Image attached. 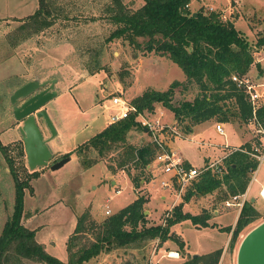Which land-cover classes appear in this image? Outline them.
<instances>
[{
	"label": "rangeland",
	"instance_id": "374dc122",
	"mask_svg": "<svg viewBox=\"0 0 264 264\" xmlns=\"http://www.w3.org/2000/svg\"><path fill=\"white\" fill-rule=\"evenodd\" d=\"M142 2L143 0H110L105 3V9L97 11V32L75 30L62 33L64 37L70 38L73 44L65 50L72 54L71 58L75 61L70 64L76 67V70L72 71L67 79L68 86L61 88L48 101L54 99L52 112L56 113L59 120L63 122L67 133H70L74 124L87 125L67 139L71 149L69 159L56 169H50L48 164L53 158L58 157L57 155L51 156L45 165L29 169L20 134L6 127V125L14 127L20 123V120H16L11 112L9 89L23 83L28 75L26 73L49 75L45 73L49 63L39 62L40 57H38L40 48H43L40 46L41 43H38L41 32H33L26 36L27 40L32 39L33 42H21L20 47L23 49L19 51L18 47L15 49L13 46L15 41L23 40L22 32H15L14 24H18V21L7 17L5 18L6 26L0 24V143L5 145L6 153L11 159V166L17 177L28 178V186L23 189L22 211L29 210L33 213L30 225L35 227L37 236L45 241V250L65 260L67 255L64 240L74 227L76 217L82 210L87 209L94 219H100L130 202L133 196L141 194L146 198L142 207L143 212L145 210V224L149 225L162 223L172 206L181 202L182 211L200 213L203 209L208 210L210 215L207 221L213 225L196 226L189 218H183L170 225L169 231L179 234L183 246L185 245L192 254L221 248L217 264H236V249L241 237L252 226L264 219V201L257 195L258 187L264 186V164L258 166L255 180L250 182L248 189L249 195L254 196L252 204L259 216L242 227L233 246L228 248L229 231L220 226H233L238 210L235 203L225 205V200L230 199L231 196L228 193L222 198L224 193L215 189L203 195H192L184 201L182 194L188 185L183 186L181 190H175L178 185H174L175 188L161 186L160 174L154 178L143 169L139 172V175L143 177L138 184H134L132 176L138 174L139 168H136L132 161H126L122 165L118 163L122 155V146L118 144L112 145L102 155H98L94 149L86 151L87 157L94 160L87 167L82 166L80 155L72 149L100 130L105 122L108 123V114L114 110L110 102L113 95L130 101L145 88L165 89L173 79L180 81L173 89L171 99L173 103L191 99L199 92L197 84L186 81L180 67L167 55L143 49L146 37L136 36L131 41L125 37L105 40L107 34L116 26L110 14L120 8L133 10ZM188 8L193 12L198 9L217 10L221 17L224 16L222 18L231 20L246 38L252 55V62L244 74L252 82H264V44L256 43L257 38L264 34V0H189ZM4 27L5 31H3ZM46 30L41 34H47L51 39L57 37L56 34H61L57 30ZM89 36L92 39L91 37L87 39ZM51 39L48 40L52 41ZM10 53H18L21 63L17 61L15 54L8 56ZM62 80L64 85V78ZM257 88L261 91V99H264V91H262L264 86ZM225 102L230 103V100L227 99ZM49 104L44 103L42 108H48ZM78 105L83 112L79 110ZM146 114L149 118H158L177 130V132H165L164 139L177 136L182 145L180 150L191 156L195 164L201 162V156L205 151L211 153L212 156L209 157L212 161L219 158L231 146H248L254 139L250 119L243 121L237 117H231L228 121H218L224 129V135H221L213 130L217 120L210 118L195 124H191L187 119L179 121L172 117L168 108L158 102L154 103L153 110L147 111ZM48 116L54 128L58 127L54 114L50 116L48 113ZM38 119L40 121V118ZM187 124L191 127L189 131L196 133L197 136L188 134L191 138H184L189 132L185 127ZM40 127L45 133L46 130L41 122ZM58 133L61 138L69 135L61 133L59 128ZM15 136L14 140L7 142ZM148 140L149 134L138 127L127 132L125 141L139 145ZM203 141L204 144L201 145ZM224 142L227 145H223ZM18 144L22 148V153L17 154ZM204 159H206L204 162L209 161L207 158ZM219 162V160L216 161V163ZM32 170H37L36 176L30 173ZM115 188H119V192H115ZM13 192L12 175L0 149V228L11 213ZM162 195L164 196L161 197ZM106 207L112 212L105 213ZM148 210L151 212L150 215ZM86 234L89 233L86 232ZM179 235H177L178 238ZM87 236L89 239L90 235ZM183 246L179 249L178 242L171 238L159 240L154 237L143 240L141 244H130L114 247L109 251H101L89 259V264H184V261L192 255L185 251ZM174 249L176 255H169L172 251L168 250ZM25 262L45 264L28 259H25Z\"/></svg>",
	"mask_w": 264,
	"mask_h": 264
},
{
	"label": "trees",
	"instance_id": "16d2710c",
	"mask_svg": "<svg viewBox=\"0 0 264 264\" xmlns=\"http://www.w3.org/2000/svg\"><path fill=\"white\" fill-rule=\"evenodd\" d=\"M188 2L189 0H143L133 10L120 8L110 14L116 26L107 34L105 40L125 37L131 41L136 36L146 37L142 46L144 50L167 55L180 67L185 80L195 82L199 88V92L191 99L173 103L171 101L173 89L180 83L179 80L173 79L165 89L150 87L143 89L140 94L132 97L130 102L136 111L143 109L152 111L153 104L158 102L172 112L174 119L179 121L187 119L191 124L210 118L228 121L231 117H237L245 121L251 114V107L242 87L237 86L230 75H245L252 62L248 42L231 20L221 17L219 11L198 9L194 14L189 10ZM41 3L42 0H39V5ZM18 20L20 22L15 26V32H22V39L50 23L41 14L40 8ZM256 43L264 44V34L257 38ZM227 99L230 103L225 102ZM135 113L130 112L125 117L107 123L73 148L80 155L83 167L94 162L87 157L86 151L94 149L98 155H102L112 145L118 144L122 146V155L118 163L122 165L126 161H132L134 166L139 168L138 174L132 176L134 184H138L143 177L139 175L143 169L149 176L151 175L145 166L153 159L154 144L149 140L139 145L125 141L130 129L141 128ZM256 117L264 119V102L257 107ZM185 127L188 131L191 128L188 124ZM238 147L230 149L222 157L221 163L217 165L220 171H216L215 167L207 168L196 179L190 181L184 189L182 199L186 201L192 195H203L215 189L224 193L222 198L227 193L231 195L242 192L256 161L240 149L242 146ZM0 149L8 162L14 186L12 210L0 228V264H27L25 259L45 264L84 262L89 264V259L101 251L141 244L143 240L154 237L159 240L174 239L181 249L183 241L169 231L170 225L183 218H189L196 226L213 225L207 221L210 215L208 210L203 209L200 213L182 211L181 202L172 206L162 223L146 225L142 207L146 198L139 194L124 206L100 219H94L87 209L82 210L64 241L67 258L61 260L48 253L44 245L35 239L34 229L26 227L21 222L23 189L28 186V178L17 177L5 145L0 143ZM18 153H22L20 144ZM69 153L70 151H67L60 156ZM30 173L36 176L37 170ZM258 216L259 213L252 202L245 200L233 226H220L229 231L228 248L233 246L242 227ZM87 235H90L89 239ZM220 253L221 248H215L190 256L184 264H217Z\"/></svg>",
	"mask_w": 264,
	"mask_h": 264
},
{
	"label": "crops",
	"instance_id": "0c3cea01",
	"mask_svg": "<svg viewBox=\"0 0 264 264\" xmlns=\"http://www.w3.org/2000/svg\"><path fill=\"white\" fill-rule=\"evenodd\" d=\"M109 1L108 0H42V3L39 5V0H0V24H4L6 26L5 18H7V17L11 18L12 20L18 21V23H19L20 21L18 20V18L23 19V17H25L26 15L33 13L35 9L40 8L41 14H43L45 16V18L49 20L50 23L46 26L40 27V29L37 32L43 33L44 31H47L46 29H50V30H54V31L57 30V31L61 32V34H56L55 36H57V37H55L54 39H51L47 34H41V33L39 34L41 39L38 40L39 41L38 43H41L40 46L44 48V49L40 48L41 50H39V51H41L39 56H38V57H40L39 62H42V63L45 62V64L49 63L48 67L45 70V73H48L49 75L46 76L45 74H38V73H34L33 75H30V73H26L28 75L25 74L26 77H25L24 81L31 79V78H38L39 80H43V79H49L51 77H55L56 79L54 81L53 88L56 90V94L59 92V90L61 88H64V86H68V84H66L68 81L67 79L71 76V72L76 70V67H74L73 65L70 64V63L75 61L73 58H71L72 54H70V51L65 50L66 48L73 46V44L71 42V39L64 37L63 34L67 31H75V30H77V31L93 30L94 32H97V11L105 9V7H106L105 3L109 2ZM15 13H18L21 15H19V16L13 15ZM4 14H7V16H4ZM14 25L16 26L17 24H14ZM5 29L6 28L4 27L3 31H5ZM90 37L91 36L87 37V39ZM48 39H51L52 41H49ZM90 39H92V37ZM21 42H23V43L29 42L30 43L33 41H32V39L27 40V38L23 39L22 41H21V39L17 40L13 44L14 48L16 49L18 47L19 51H21L23 49L20 47L22 45ZM45 48H47V49H45ZM11 54L12 55L15 54L14 56H16L17 61L19 62V54L18 53H10L8 56H11ZM76 60H77V58H76ZM19 63H21V62H19ZM62 78H64V80H65L64 85H63ZM20 84H22V83H20ZM20 84H18V85H20ZM18 85L12 86L9 89V92H12V90L14 88H16ZM48 103H50L49 107H48L49 109L46 108L45 110H46V112H48L50 114V116H53V114H54V118L57 122L58 127H55L56 128L55 134L53 136H50V137H49L50 132L47 129V127L45 126L42 118H40L39 127H40V122H41L42 126L45 128L46 131H45V133L42 132L41 127H40V130L42 132L43 137L47 138V143H48L49 147L51 148V153H52L51 156H53V155L59 156L62 153L71 150L70 146H68V144H67V139L70 138V136H72V135L74 136L77 130L82 129V127L87 125V124H83V125L74 124L71 128L70 133H67V131L65 130V126H64L63 122L61 120H59L56 113L52 112L53 111L52 104L54 103V99L51 101L45 102V104H48ZM78 107H79V110L81 112H83V109H81L79 105H78ZM10 108H11V106H10ZM201 122H203V121H201ZM18 125L14 126V127L6 125V127L8 129H12V130L16 131L18 134H20L18 129H17ZM105 125H106V122L102 125V127ZM58 128H59V131L61 133L69 134V135L65 138H61L59 133H58ZM66 129H67V127H66ZM213 130L215 131L214 127H213ZM188 134L193 135V136L194 135L197 136L196 133L189 131L184 138H186V137L191 138V136H188ZM15 138H16V136L13 139L8 140L7 142L14 140ZM178 139L179 138L177 136H174L172 138H168L165 140H166L168 146L171 147L172 149H174L175 151H177L186 160L187 163L199 166L202 163H204V160H206L204 158L209 159V161L211 160L210 159L211 157H209V156H212L211 153L208 151H205V153L202 154V156H201V162L199 164H195L194 162H192L195 160H193L191 158V156H189L187 153H184L180 150L182 145ZM199 141L197 142L198 144H199ZM202 144H204V141L201 142V145ZM205 144H207V142H205ZM36 167H38V166H36ZM150 173H151V171H150ZM253 180L254 179H252L251 181H253ZM251 181H249V183L247 185L248 189H249ZM115 190H118L117 192H119V188H115L114 191ZM163 196L164 195H162L161 197H163ZM134 197L135 196H133V198ZM109 212H112V211H109ZM144 212H145V210H144ZM148 214L149 215L151 214L150 210H148ZM31 218H33V213H31V211H29V210H27V211L23 210L22 211L21 222L26 227L34 229L35 227L30 225V219ZM159 221L160 220H158V222ZM176 235H179V234H176ZM34 237L37 241L41 242L44 245V248L46 247L45 241L42 238L37 236L35 230H34ZM179 238H180V235H179ZM64 246H65V243H64ZM183 247H184L185 251L190 252V254L192 255V252L189 251V249L187 247H185V245ZM169 249H173V248H169ZM168 251H172V252L176 253L175 249L174 250H168ZM172 252H170L169 255ZM205 252H207V251H205ZM205 252H203V253H205Z\"/></svg>",
	"mask_w": 264,
	"mask_h": 264
},
{
	"label": "built area",
	"instance_id": "2783aa9c",
	"mask_svg": "<svg viewBox=\"0 0 264 264\" xmlns=\"http://www.w3.org/2000/svg\"><path fill=\"white\" fill-rule=\"evenodd\" d=\"M222 17H224L222 15ZM264 72V70H263ZM230 78L239 87H242L245 92V97L250 104L251 114L247 119L251 120L254 139L248 146H243L240 149L243 150L248 156L252 157L256 161V165L251 172L250 179L255 180V172L260 164H264V119H258L256 117V109L263 102L261 99V91L257 87L264 86L263 83L252 82L251 79L245 74L238 76L231 74ZM264 91V88L263 90ZM110 102L114 110L108 114V123L116 121L122 117H125L130 112H136L135 118L139 122L142 130L145 128V132L149 134V142H152L155 146V153L153 159L146 164V168L151 171V176L154 177L157 174L161 175L159 183L161 186H168L169 188H175L174 185H178L175 190H181L183 186L188 184L190 181L196 179V177L207 168L215 167L216 171H220V167L217 165L221 163L222 157L230 149L239 148L238 146H231L226 150L219 158L212 161H205L201 166H196L187 163L186 160L174 149L168 146L164 139L165 132H177V130L164 122H161L158 118H149L146 114L147 110L136 111L135 106L127 99L122 98L118 95H113L110 98ZM214 129L218 134L224 135V129L220 122L214 123ZM223 145H227L225 142ZM219 160V163L216 161ZM248 181V183H249ZM247 183V185H248ZM242 192L231 194L230 199L225 200V205L235 203L238 206L237 213L245 200H249L250 196L248 193V186ZM116 192L118 190H115ZM257 195L264 201V186L260 185L257 189ZM109 208L104 209L105 213H109ZM170 253V252H169Z\"/></svg>",
	"mask_w": 264,
	"mask_h": 264
},
{
	"label": "water",
	"instance_id": "95a60500",
	"mask_svg": "<svg viewBox=\"0 0 264 264\" xmlns=\"http://www.w3.org/2000/svg\"><path fill=\"white\" fill-rule=\"evenodd\" d=\"M55 79V77L43 80L28 79L14 88L9 96L12 115L16 120H20L17 129L29 169L45 165L51 158V148L47 138L42 135L38 118H42L49 130V137L53 136L55 128L42 105L56 94L53 88ZM68 159L69 154L60 156L50 161L48 166L50 169H56ZM249 201L252 202L253 197H250ZM194 255L196 254H192ZM235 263L264 264V219L252 226L241 237L236 249Z\"/></svg>",
	"mask_w": 264,
	"mask_h": 264
},
{
	"label": "bare ground",
	"instance_id": "6f19581e",
	"mask_svg": "<svg viewBox=\"0 0 264 264\" xmlns=\"http://www.w3.org/2000/svg\"><path fill=\"white\" fill-rule=\"evenodd\" d=\"M170 255H176V253L172 252Z\"/></svg>",
	"mask_w": 264,
	"mask_h": 264
}]
</instances>
